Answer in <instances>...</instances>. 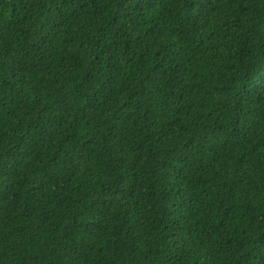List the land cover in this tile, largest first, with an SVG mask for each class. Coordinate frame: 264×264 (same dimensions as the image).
Returning <instances> with one entry per match:
<instances>
[{"label":"trees","instance_id":"16d2710c","mask_svg":"<svg viewBox=\"0 0 264 264\" xmlns=\"http://www.w3.org/2000/svg\"><path fill=\"white\" fill-rule=\"evenodd\" d=\"M0 264H264V0H0Z\"/></svg>","mask_w":264,"mask_h":264}]
</instances>
